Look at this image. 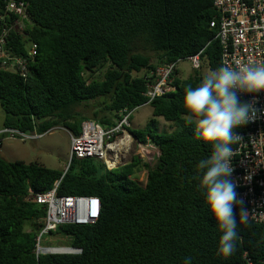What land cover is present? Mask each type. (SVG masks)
<instances>
[{"label": "trees", "instance_id": "1", "mask_svg": "<svg viewBox=\"0 0 264 264\" xmlns=\"http://www.w3.org/2000/svg\"><path fill=\"white\" fill-rule=\"evenodd\" d=\"M17 1L26 4L28 21L23 33L11 31L6 48L25 57L31 43L38 49L27 79L3 69L0 61L5 129L42 135L62 125L79 135L85 120L113 127L123 109L146 105L147 77L159 66L199 53L201 66L187 79L174 77L176 91L149 104L155 118L174 124L172 132L160 131L156 119L132 131L138 141L149 139L159 147V168L137 155L113 171L96 158H72L64 173L38 162L9 163L0 155V264H184L188 256L191 264H247L246 253L260 264L264 227L242 220L241 205L233 207L236 251L227 258L217 254L222 233L194 179L211 145L197 139L195 126L182 118L184 90L200 85L203 64L210 71L221 67L218 28L211 27L213 0ZM5 9L6 0H0V16ZM16 18L8 15L0 27ZM103 68L104 78L93 80ZM106 97L93 118L78 111ZM141 173L147 174L145 181ZM58 181L59 196L99 197L101 217L92 225H61L41 237V246L46 235L67 244L44 248H76L80 254L38 255L47 206L29 189L44 194Z\"/></svg>", "mask_w": 264, "mask_h": 264}, {"label": "built area", "instance_id": "2", "mask_svg": "<svg viewBox=\"0 0 264 264\" xmlns=\"http://www.w3.org/2000/svg\"><path fill=\"white\" fill-rule=\"evenodd\" d=\"M213 6L216 16L211 22V27L218 28L216 39L219 40L222 50L221 66L235 67L238 62L264 63V0H213ZM5 12V16H0L1 21H5L8 15H15L17 18L11 21V24L4 23L0 27L1 67L19 73L27 79L29 62L37 55L38 46L31 43L27 57L13 55L6 48L12 30L23 33L26 29L27 6L24 2L6 0ZM200 55L201 53L187 58L195 69L200 68ZM180 61L159 66L147 77L146 91L143 94L147 99L146 105L176 91L173 81ZM240 99L256 100L254 106L258 110V118L237 132L242 140L232 147L234 156L231 164L234 170L229 179L237 185V200L242 201L239 205L248 212L247 220L264 227V92L240 94ZM132 114L133 110L123 109L120 119L113 127H103L91 120L82 122L79 135L70 132L71 158H96L108 171H113L126 165L124 159L130 151L135 150L144 163L155 165L159 161L161 151L149 139L145 143L137 140L131 132ZM55 128L50 129L48 133H52ZM5 133H10L12 139L19 136L22 141L43 137L36 131L25 134L18 130L6 129ZM248 176H251L250 180L245 179ZM59 185L60 181L44 194H35L29 189V193L36 197L39 204L47 206L46 224L37 239L38 255L52 254L49 248L43 251V234L56 231L59 226L65 224L92 225L101 217L102 202L99 197L59 196ZM81 252V249H77L76 254ZM245 259L247 264H254L247 253ZM260 264H264V258Z\"/></svg>", "mask_w": 264, "mask_h": 264}, {"label": "clouds", "instance_id": "3", "mask_svg": "<svg viewBox=\"0 0 264 264\" xmlns=\"http://www.w3.org/2000/svg\"><path fill=\"white\" fill-rule=\"evenodd\" d=\"M182 108L183 120L194 125L195 137L211 145L210 156L197 165L200 175L198 188L203 192L205 205L222 233L217 254L227 258L236 251L238 239L234 205L237 200L236 184L229 177L233 172L232 145L242 137L236 129L257 119L256 100L241 101L240 94L264 92V63H237L235 67L221 66L208 71L199 86L185 88ZM245 179L250 180L251 176ZM248 212L241 210L240 218L247 220ZM192 257L184 264H191Z\"/></svg>", "mask_w": 264, "mask_h": 264}, {"label": "rangeland", "instance_id": "4", "mask_svg": "<svg viewBox=\"0 0 264 264\" xmlns=\"http://www.w3.org/2000/svg\"><path fill=\"white\" fill-rule=\"evenodd\" d=\"M145 53H148L156 60V55L153 52L147 51ZM106 69L107 68H103L98 71L93 75L92 79L102 80ZM208 71H210L208 65L203 64L202 73L205 75ZM193 73L194 68L192 63L189 60H181L177 64L175 77L184 80L189 78ZM109 99V97H106L90 101L87 103L88 108L81 107L78 111H80L82 115L93 118L95 112L101 110ZM105 114L101 113L99 117ZM153 119L158 121L160 131L172 132L174 130L173 123L167 122L162 117L155 118L152 107L150 105H143L133 110L130 120L131 132L144 129ZM4 120L5 112L0 102V155L4 160L9 163L18 161H24L26 163L38 162L44 164L48 168L59 170L64 173L66 172L72 160L70 131L65 129L62 125H59L52 133L47 132L46 134H42V138L22 141L19 136H15V138L12 139L10 138V133H5ZM134 155H136L135 150L130 151L124 161L129 163ZM139 176L143 177L141 181H145L147 174L141 173ZM48 245L58 246L67 244L52 242L49 236L46 235L43 237L42 246L46 247Z\"/></svg>", "mask_w": 264, "mask_h": 264}, {"label": "water", "instance_id": "5", "mask_svg": "<svg viewBox=\"0 0 264 264\" xmlns=\"http://www.w3.org/2000/svg\"><path fill=\"white\" fill-rule=\"evenodd\" d=\"M161 165V162H157L155 164L156 168H159ZM69 167H67L66 171L68 170ZM51 250V253L52 254H76L77 253V249L76 248H49ZM57 249H68V250H71V251H68V252H55L54 250H57ZM47 248H44L43 251H46Z\"/></svg>", "mask_w": 264, "mask_h": 264}, {"label": "bare ground", "instance_id": "6", "mask_svg": "<svg viewBox=\"0 0 264 264\" xmlns=\"http://www.w3.org/2000/svg\"><path fill=\"white\" fill-rule=\"evenodd\" d=\"M55 252H68V251H71V250H68V249H57V250H54Z\"/></svg>", "mask_w": 264, "mask_h": 264}]
</instances>
